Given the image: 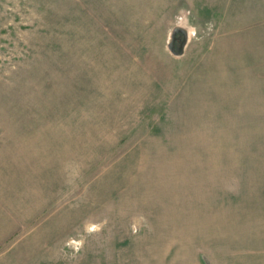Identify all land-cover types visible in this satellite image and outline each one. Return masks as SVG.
<instances>
[{
  "label": "rangeland",
  "instance_id": "1",
  "mask_svg": "<svg viewBox=\"0 0 264 264\" xmlns=\"http://www.w3.org/2000/svg\"><path fill=\"white\" fill-rule=\"evenodd\" d=\"M0 264H264V0H0Z\"/></svg>",
  "mask_w": 264,
  "mask_h": 264
}]
</instances>
